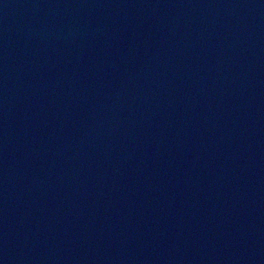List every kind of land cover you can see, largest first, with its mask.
Here are the masks:
<instances>
[{"label": "water", "instance_id": "95a60500", "mask_svg": "<svg viewBox=\"0 0 264 264\" xmlns=\"http://www.w3.org/2000/svg\"><path fill=\"white\" fill-rule=\"evenodd\" d=\"M0 264H264V0H0Z\"/></svg>", "mask_w": 264, "mask_h": 264}]
</instances>
